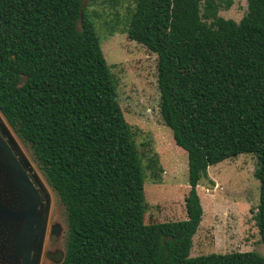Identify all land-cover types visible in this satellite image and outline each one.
Returning a JSON list of instances; mask_svg holds the SVG:
<instances>
[{"label": "trees", "instance_id": "16d2710c", "mask_svg": "<svg viewBox=\"0 0 264 264\" xmlns=\"http://www.w3.org/2000/svg\"><path fill=\"white\" fill-rule=\"evenodd\" d=\"M132 1L125 31L157 56L160 115L187 156L182 221L146 220L155 162L143 165L118 101L99 14L84 0H0V113L65 208L59 264H264L254 251L190 257L197 185L245 153L257 156L264 244V0H246L239 22L218 14L233 0Z\"/></svg>", "mask_w": 264, "mask_h": 264}, {"label": "rangeland", "instance_id": "374dc122", "mask_svg": "<svg viewBox=\"0 0 264 264\" xmlns=\"http://www.w3.org/2000/svg\"><path fill=\"white\" fill-rule=\"evenodd\" d=\"M84 5L91 16L93 12L99 14L93 20L95 29L142 163L147 167L146 165L155 162L152 172L155 171L157 179L152 177L151 169H145L146 220H185L187 217L184 198L190 189L187 156L175 146L172 132L160 115L157 56L144 46L131 41L125 31L133 1L84 0ZM246 11V0H233L230 9L222 8L218 14L225 19L239 22ZM0 118L6 127V134L19 154L17 156L27 164L30 177L35 183L37 180L43 189L44 207L48 206L46 223L52 221L48 228H60L59 235L55 234L54 228L50 234L58 242L55 248L45 247L46 235L44 236L41 252L36 255L34 264H54L49 255L62 249L66 231L65 208L43 172L36 166L30 152L8 126L1 113ZM253 154H240L210 166L207 177L200 180L196 190L203 215L192 238L190 257L248 251L264 254V244L260 240L254 220L259 201V180L254 175L258 161ZM4 166L6 167L5 164ZM2 171L0 169V198L6 202L9 192L1 188L4 182ZM10 186L8 184L9 191ZM10 196H13L11 191ZM3 220H0V264H9L10 257L5 253L6 247H2V244L10 241L12 232L6 230L9 228L8 221ZM15 253L13 262L17 264L18 252Z\"/></svg>", "mask_w": 264, "mask_h": 264}, {"label": "water", "instance_id": "95a60500", "mask_svg": "<svg viewBox=\"0 0 264 264\" xmlns=\"http://www.w3.org/2000/svg\"><path fill=\"white\" fill-rule=\"evenodd\" d=\"M24 81V78L21 79L18 85L22 86ZM0 121V159L2 160L0 169L3 170L4 175L2 176L4 182L1 188L9 192L6 202L0 198V220H7L9 228L6 230L9 233L12 232L10 241L3 243L2 247H6L5 253L11 260V262L8 261L9 264L15 263L13 262L14 255H16L15 251L18 252L17 264H34L36 255L42 249L48 206L41 207V212H39L41 198L32 182V177L29 175L27 164L18 157L19 154L6 134V127L2 124L1 118ZM8 184L11 185L12 197ZM14 221L16 222L14 223ZM59 231V227L54 230L55 234L58 235ZM61 248V250L49 255L54 260V264H59L64 257L63 247Z\"/></svg>", "mask_w": 264, "mask_h": 264}, {"label": "flooded vegetation", "instance_id": "af4514ba", "mask_svg": "<svg viewBox=\"0 0 264 264\" xmlns=\"http://www.w3.org/2000/svg\"><path fill=\"white\" fill-rule=\"evenodd\" d=\"M31 179H32V182H33L34 186H36V190L38 191V193L40 195V198H41L40 208H39V212H41L40 209H41V207L42 208L44 207V203H45V195H44V192H43V189H42L41 185L38 184V181L36 180V183H35L33 178H31ZM50 200H52L51 203H53V199L50 198ZM50 211H51V206H50ZM51 223H52V221H50V220L48 221V223H46V230H45L46 240L44 242V245L47 248H52L53 249V248H55L57 246L58 242H57L56 238L52 237L53 235L50 236L53 228H54V230L56 229V227H54V226H51V227L48 228V225L51 224Z\"/></svg>", "mask_w": 264, "mask_h": 264}]
</instances>
